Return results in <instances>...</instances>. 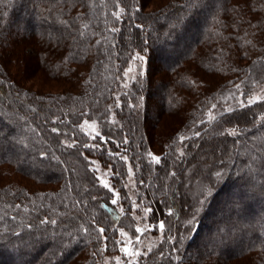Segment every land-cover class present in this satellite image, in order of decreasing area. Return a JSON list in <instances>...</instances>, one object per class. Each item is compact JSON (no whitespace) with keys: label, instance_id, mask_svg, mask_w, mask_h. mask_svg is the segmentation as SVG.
<instances>
[{"label":"trees","instance_id":"trees-1","mask_svg":"<svg viewBox=\"0 0 264 264\" xmlns=\"http://www.w3.org/2000/svg\"><path fill=\"white\" fill-rule=\"evenodd\" d=\"M146 233L131 264H264V0H0V264H101Z\"/></svg>","mask_w":264,"mask_h":264},{"label":"rangeland","instance_id":"rangeland-1","mask_svg":"<svg viewBox=\"0 0 264 264\" xmlns=\"http://www.w3.org/2000/svg\"><path fill=\"white\" fill-rule=\"evenodd\" d=\"M149 7V5L147 6ZM151 7V6H150ZM194 35L191 36V38ZM190 41L186 40V42ZM155 61H157L160 65L161 62L159 60H157V58H155ZM145 60L144 59H135L132 60V62L129 65V68L125 71L124 73V83H127L128 81L134 79L137 75L142 74L144 69H145ZM28 80V84H31L32 86L36 87L37 85H39L38 80L37 79H32ZM43 88H46V86ZM261 89H259L258 91H255L254 93L250 94L248 97L246 98H240V93L238 95V93L235 91H233V93L231 91L226 92L222 95L219 96L217 102H221L222 104H225L226 102H229V104H243L245 101H252L253 99H256L257 97H259L261 95ZM160 98L159 96H153L151 98V102L149 105V111H148V117H151L152 115H154L157 112V109L160 105ZM225 108H228V106H225ZM219 109H215L214 107L212 109H210V113L209 116H213L215 113H217ZM82 128L83 130L88 134V135H95L98 132V127L96 125V123L94 121H90V120H85L82 122ZM95 172L97 174L98 180L100 183H102L103 185L106 183L108 185V188L110 190H113V188L111 187V182H110V178H109V170L103 166H101L100 164L95 165ZM196 177H198L196 174L190 175L187 177L188 181H189V188H187L189 190L188 194L191 197H195L197 192H199V190L203 189V186H201V181H199V179H195ZM133 184V181L131 179V177H129V182L127 186H131ZM116 191H114V195H116ZM222 199V198H221ZM140 216V217H139ZM139 216H137L138 221H141V217L142 214H140ZM257 218L252 217V222L256 221ZM212 230H210L209 233H219L220 231V227H215V228H211ZM205 234H207V231H205V233L203 234V237L205 236ZM202 238V235L200 237V240ZM161 240V235H151L150 233H146L142 236L141 241L139 246L137 247V249L135 250V252H132V250H130V248L127 246L128 242H127V238H125V248H123L122 252L116 255H112V256H108L106 257L103 262L101 264H131L133 261H135V259L140 255V254H144L146 253L150 248H152L153 246H155L159 241ZM236 242V240L233 241V243ZM204 245L202 248H206V249H210L213 248V245L211 244H205V242H203ZM238 242H236L235 244H237ZM217 246H221L220 243H217ZM133 253V254H132Z\"/></svg>","mask_w":264,"mask_h":264},{"label":"snow or ice","instance_id":"snow-or-ice-1","mask_svg":"<svg viewBox=\"0 0 264 264\" xmlns=\"http://www.w3.org/2000/svg\"><path fill=\"white\" fill-rule=\"evenodd\" d=\"M250 102H251V101H250ZM53 131H56V129H53ZM231 134H232V135H235V132H233V133H231ZM197 135H199V133H197ZM157 162H159V161L157 160ZM217 175L219 176V175H220V173H217ZM104 187H105V188H107V187H108V185L105 183V184H104ZM112 203H113V204H115V203H116V201H115V200H113V201H112ZM53 223H54V221H53ZM160 227H161V228H163V224H161V225H160ZM100 231H101V232H103V231H104V229H100Z\"/></svg>","mask_w":264,"mask_h":264}]
</instances>
